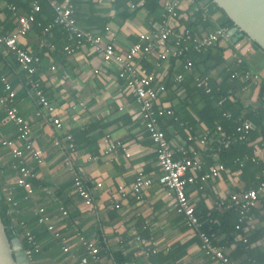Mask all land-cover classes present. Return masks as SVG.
I'll return each mask as SVG.
<instances>
[{
  "label": "crops",
  "instance_id": "0c3cea01",
  "mask_svg": "<svg viewBox=\"0 0 264 264\" xmlns=\"http://www.w3.org/2000/svg\"><path fill=\"white\" fill-rule=\"evenodd\" d=\"M80 1L82 4H79L78 7L75 4L74 8V17L79 28L89 31L78 20L81 16L85 19L93 17L99 20L105 19L107 22L103 30L94 29L92 32L101 34L107 41L112 42L120 54L127 51L133 44L138 43L142 32L153 34L158 32L163 25V22L159 24L154 18L147 21L145 9L140 10L131 21H119L115 7L116 0ZM21 2L26 5V9L17 7L18 14H30L35 1L21 0ZM164 2L163 0V4ZM9 3L11 2L8 0H0L2 9L0 22L1 26L12 30L16 27L15 15L7 16ZM186 4L192 5L193 0H179L177 7L182 10L179 20H187L192 14L186 10L188 9ZM50 8L51 11L45 13L46 21H49V17L51 18V13L54 14L52 5ZM219 17L220 14L215 13L212 20L216 22ZM49 23H46V26L43 23L44 27L42 26L40 31V25L37 24L27 37L22 38L20 44L33 56L40 59L39 63L35 65L34 77L42 81L45 94L58 109V115L63 118L64 129L62 130L55 128L50 117L45 114L40 117L36 116L40 106L28 84L30 91L23 92V88H25L23 81L26 79L27 73L17 65L13 54L0 47L6 56V61L0 60V71L16 88L18 92L16 104L21 115L30 122L34 144L42 150L43 155L40 164L34 159H26L23 162L25 166L32 167L36 174V177L30 180L34 186V193L29 197L27 192L16 184L21 164L10 155L7 148L0 145V177L4 179L3 189L6 187L13 189L15 197L18 196L15 198L18 203V209L15 212L11 213L10 205L7 203L11 217L17 216L16 220L25 222L26 218L29 219L33 216L38 219L35 210L38 207H44L55 225L68 235L72 248L71 255L65 254L62 251L61 243L54 239L43 225L38 221V224L34 225L26 222L41 247L37 263L76 264V261L86 255L83 245L72 236L69 221L61 222L58 208L62 205L70 213L71 219L80 221L82 235L87 241L95 244L100 255L101 243L106 244V247L111 251L107 256L101 255L103 264H119L112 255L114 252H122L125 257L128 256L129 259L124 264H216L203 252L198 237L185 226L184 217L173 210L166 191L155 181L159 175L156 146L149 138L144 125L137 118L139 105L122 89L124 81L119 79L118 66L115 63L103 61L96 53H93L89 45L78 48L70 35L72 42L70 41L69 44L75 50L71 54L64 50V53L60 54H65L66 57L64 60L61 59L60 54L56 52L57 47L50 43L49 39H51L52 33L50 36L43 34L52 22ZM173 24L178 25V21L173 20ZM222 44L225 45L226 42ZM224 56L227 63L234 62L232 51L227 50ZM247 57L252 68L264 76L263 53L252 49ZM156 60V53H152L148 59L139 60L138 64L144 67L149 65L151 72L163 75L165 80L170 71L175 72L177 69L171 67V59L161 67L154 66ZM6 62L16 70L9 71ZM52 67H55V70H52ZM96 69H99L98 74L95 73ZM250 89L248 88L242 97L246 101L250 100L251 104L255 106L258 103L259 90L257 87ZM1 94L2 84L0 83ZM165 97L166 93L160 99L161 105L173 107L174 104ZM0 121L2 123L0 136L5 134L14 138L16 127L13 123L4 120V113L1 109ZM197 127L198 136L207 130L202 123ZM171 132L173 134L170 136V143L173 146H183L186 138ZM76 134L80 135L77 140V156L68 149L66 141V136ZM106 134L127 144L132 157L126 158L122 151H117L110 156L105 155L102 137ZM56 142L59 144L56 145ZM206 148L205 145L200 151L203 169L206 165L203 159ZM255 155L264 161V148L256 150ZM217 158V154L214 153L213 159L217 160ZM67 160L70 162L68 166L66 165ZM217 165L219 164L216 163L208 169ZM141 170L145 175L154 177L152 186L143 192L144 203L138 205L131 193H128L125 200H120V187L129 188ZM223 174L220 178L210 179L206 182L198 180L194 185H189L187 194L191 204L196 208L201 206L210 212L225 211L218 206V203L229 197L230 194L244 189V184L239 180L238 175L228 176V172ZM229 174L231 173L229 172ZM75 176L82 178L89 189L93 197L91 207H86L76 193ZM98 183H101L102 186L98 187ZM116 203H120L119 209L114 208ZM262 206L264 207V191L259 195L255 207L262 209ZM261 213L264 214V211ZM211 220L213 224L216 223L215 220ZM248 225L250 229L262 227L258 217H253ZM15 226L17 225L15 224ZM214 234L215 241L223 245L226 253L229 256L234 255L238 247V244L235 243L237 241L241 243V239L236 237L235 243H228L226 238L229 234L224 232ZM137 235L158 242L160 246L167 245L171 249H161L158 253L161 254L162 259H154V262L151 256L145 257L143 250L136 245L134 240ZM20 240L23 244V239L20 238ZM175 244L180 245V252L184 254L176 261L170 262L171 260L166 257L172 252V246ZM250 249L253 250L252 256L260 259L262 253L264 254V239L252 244ZM236 260L243 264H253L251 263L252 257L247 254H243ZM238 261H234L235 264H238Z\"/></svg>",
  "mask_w": 264,
  "mask_h": 264
},
{
  "label": "built area",
  "instance_id": "2783aa9c",
  "mask_svg": "<svg viewBox=\"0 0 264 264\" xmlns=\"http://www.w3.org/2000/svg\"><path fill=\"white\" fill-rule=\"evenodd\" d=\"M76 1L78 0H63L61 3L51 1L54 10V18L52 23L44 30L43 34L50 36L51 29L59 25L75 40L78 48L89 45L93 53H96L103 61L112 62L118 66L119 79L124 81H122V89L124 93L133 96L136 103L139 105L137 118L144 125L149 138L156 146L159 175H157L155 181L166 191V196L173 210L184 217L185 226L198 237L203 252L216 264H235L226 253L224 247L218 245L215 241L212 220H209L210 226L208 231H205V223H202L196 216L195 206L191 204L188 198L187 187L189 185H194L198 178H200L202 182H206L210 179L220 178L223 173L228 172V176H235L239 175V172L229 174V171L221 164L210 168L206 172L203 171L200 151L207 143L208 131H204L200 137L196 138L189 135L183 146H173L170 141L166 139L164 132L159 128L158 118L164 115L172 116L174 110L171 107H164L160 103V99L163 94L166 93L165 78L163 75L151 72L148 68L138 64L139 60H146L150 54L156 53L157 60L154 66L161 67L164 63H167L171 57H181L188 51V47L181 45V43L185 41L190 42V37L187 36L189 34L188 30L181 26L177 33L174 31V29L178 27V25L173 24V20H179V15L176 12L179 0H164V21L159 31L153 34L142 32L139 37V42L133 44L123 54L118 53L115 45L107 41L101 34L79 28L74 17ZM139 5L143 6V2H140ZM7 7L12 10L15 15L16 27L12 30H8L0 26V47H3L8 53L13 54L17 65L27 73V84L30 86L32 94L38 100L40 106V110L36 112V116L40 117L42 114H45L50 117L51 123L55 128L62 130L64 129L63 118L58 115V109L45 94L42 81L34 77L36 73L35 65L39 63L40 59L33 56L20 44L22 38L27 37L32 31L36 22V14L40 12V5L38 1H35L31 13L25 15H19L17 8L13 5L8 4ZM131 8L134 9L135 6L132 5ZM196 10H198V8H196ZM229 31L223 28H217L204 34L200 39H194L191 45L196 52H201L217 42L227 43L230 38L233 40ZM171 36H175V41L174 44L169 45L168 42ZM234 42H236L234 48L238 53L244 55L252 51V47L248 42L241 41L237 43V40ZM64 50L68 54H71L75 49H73L71 45H67ZM234 56L237 58V54H234ZM237 62L241 63L242 59L239 57ZM191 67V61L187 60L184 64V68L190 70ZM52 70H55V67H52ZM95 73L98 74L99 69H96ZM246 77L248 79L252 78L256 84L262 79V75L259 76L251 71H249ZM232 78H234V76H232ZM182 80V75L179 74L176 76L175 81L178 84L181 83ZM204 80L206 81L207 79ZM0 83L2 84L0 109L3 110L4 120L13 123L16 127L14 138H10L5 134L0 136V145L7 148L10 155L21 164L16 184L23 188L30 197V195L34 193V186L30 180L35 178L36 174L32 167L25 166L23 162L26 159H34L40 164L43 157L42 150L35 146L32 138L31 124L21 115L20 109L16 104L18 95L16 88L13 87L8 78L4 76L1 71ZM203 83L201 79H197L198 86L203 85ZM155 107H157L158 110H155ZM1 125L2 123L0 121V126ZM251 128L252 124L250 122H245L239 126L237 132L240 133V135L235 139L239 141L245 140ZM218 130L221 131V127H219ZM233 140L224 141L223 139L222 142H224L226 147H229ZM66 141L68 143V149L72 154L77 156L78 149L73 136H66ZM102 143L104 146L103 153L105 155L110 156L117 151H122L126 158L129 159L132 157V153L128 149L127 144L115 140L110 134H106L103 137ZM55 144L58 145L59 142ZM66 165H70L68 160L66 161ZM153 183V176L145 175L142 170L139 171L135 182L129 188L120 187V200H125L128 193H131L134 195L138 205L143 204V192L149 189ZM97 186L101 187L102 184L98 183ZM74 187L84 205L86 207H91L93 205V197L83 179L75 176ZM263 191L264 182L261 183L258 188H251L247 191L241 189L240 191L230 194L229 197L222 199L218 203V206L224 210H237L241 215V220H243L249 210L256 205L259 195ZM3 192L5 193L6 202L10 205L11 213L15 212L18 209V203L15 200L13 189L6 187L3 189ZM114 208L119 209L120 203H116ZM58 210L61 222L69 221L72 236H74L86 250V255L76 261V264H103L99 249L93 242L87 241L82 235L80 221L78 219H71L70 213L64 206L61 205ZM35 213L38 217V223L43 225L51 236L61 243L62 251L67 255H71L72 248L69 242L70 238L55 225L46 209L44 207H38ZM16 217L17 216L13 217V222L22 228L23 243L28 245V247H24V255L30 264H38L37 256L41 253L40 244L36 242L35 236L31 233L29 227L22 221L18 222ZM248 220L251 221V218H248ZM237 229H239V226H237ZM134 241L136 245L143 250L145 257H150L161 249H169L167 245L160 246V243L150 241L140 235H137Z\"/></svg>",
  "mask_w": 264,
  "mask_h": 264
},
{
  "label": "trees",
  "instance_id": "16d2710c",
  "mask_svg": "<svg viewBox=\"0 0 264 264\" xmlns=\"http://www.w3.org/2000/svg\"><path fill=\"white\" fill-rule=\"evenodd\" d=\"M34 1H38L40 5V12L37 13L36 22L34 24V27L37 26V24L40 25V31L43 23L45 25L53 21L54 14L52 15L51 13L49 21H46L47 17L45 16L47 11H51V1L61 3L63 0H33V2ZM141 1L143 2V6L139 5ZM8 2H11L9 4L16 8L24 7L26 9V5H23L21 0H8ZM75 4L76 7H78L82 2L78 0ZM132 5L135 6L134 9L131 8ZM185 6L188 8L186 10L192 12V14L187 20H177L178 27H176L174 31L177 33L181 25H184L189 32L187 36L190 37V42L185 41L181 43L182 46L188 47V51H186L184 55L178 58L171 57V67L177 69L175 72H169L168 78L166 80L164 79V83L166 85L165 98L174 104L173 107H171L174 110V114L172 116L164 115L159 117V128L164 132L167 140H169L171 134H173L171 131L187 139L189 135L194 138L200 137L198 136L197 126L201 123L204 124L207 128L206 131H208V140L206 143L207 150L203 157L204 163L206 164L203 171L206 172L209 167L216 163L221 164L230 173L239 172V180L244 184L245 191L251 188H258L259 185L264 182V161L255 155L256 150L264 148V76L259 71L253 69L248 63L247 55L249 53L242 55L235 50L234 46L236 42L231 38L225 45L217 42L201 52H196L191 45L194 39H200L204 34L217 28H223L229 31L234 28L235 25L213 0H193L192 5L186 4ZM115 7L118 12L117 18H119V21H131L142 9H145L147 12V21L152 18L159 24L164 21L162 20L164 19L163 0H116ZM196 8H198V10H196ZM8 11L9 14L7 16L11 17L14 13L9 8ZM1 12L2 9L0 8V13ZM176 12L178 15L181 14V8L176 7ZM215 13L220 14L216 22L212 20V16ZM78 20L82 22V24L86 26L85 29L89 31L94 29L103 30L107 22L102 18L101 20L95 17L85 19L83 16ZM1 25L2 23L0 22V26ZM51 33L52 37L49 39L50 43L57 47L56 52L59 54L64 51V47L67 44L71 45L69 44L70 41L72 42L69 33L62 27L55 26ZM174 41L175 36H171L168 44H174ZM241 41L248 42L253 50L260 51L264 55V51L261 47L257 43L251 41L246 34L243 33L242 36L237 37V43ZM227 50L232 51L233 55L237 54V58L233 56V63H227L226 61L224 55ZM64 55L60 54V58L63 60L66 57ZM239 57L242 59L241 63L237 62ZM0 60L6 61L5 53L1 50ZM187 60H190L192 63L190 70L184 68V64ZM6 64L8 65L7 62ZM148 66L146 68L149 69ZM10 70H16V68L9 66V71ZM249 71L259 76L262 75V79L258 84L254 83L252 78L248 79L246 77ZM177 74L183 76V80L179 84L175 81ZM232 76H234V78H232ZM197 79H201V81L204 82L203 85L198 86ZM204 79L207 80L205 81ZM23 85L25 86V88H23L24 93L30 91L27 85V77L23 81ZM254 87H257L259 90L258 103L255 106L251 104L250 100L246 101V99L242 97L248 88L252 90ZM131 97L134 102H136L134 97ZM154 109L158 110L157 107ZM245 122H250L252 128L245 140H236L235 138L240 135L237 129ZM219 127H221V131L218 130ZM79 137L80 135L77 134L73 136L76 146ZM223 139L224 141L234 140L229 147H226L224 142H222ZM214 153L218 156L217 160L213 159ZM225 174L226 173L223 175ZM198 180L201 182L200 178H198L197 181ZM3 183L4 179L0 177V214L2 221L6 227L9 239H20L22 238V228L18 224L15 226L13 222V217H11L9 206L5 200ZM15 198H18V196ZM188 198L190 199L189 195ZM262 211H264L263 206L262 209H258L254 206L249 210L243 220H241V215L235 209L225 211L215 210L210 212L201 206L195 207V214L202 223H205V230L210 226L209 220L213 219L216 222L212 225L214 233L224 232L229 234L228 238H226L228 243H235L236 237L241 239V243H238V241L235 243L238 244V247L234 255L230 256L231 259L238 261L236 260L237 258H241L243 254H247L252 257L251 263L253 264H264V254L262 253V257L257 259L255 256H252L253 250L251 251L250 249L252 244L264 239V214L261 213ZM207 214H209V216H207ZM253 217L259 218L262 227L250 229L248 225L250 221L248 218L252 219ZM37 221L38 219L34 216L29 219L26 218V222L32 225L36 224ZM22 222L26 224L24 220ZM237 226H239V229H237ZM217 244L223 247L220 243ZM23 245L25 248L28 247L27 244L23 243ZM101 246V255L107 256L108 253H111L108 247H106V244L101 243ZM179 247L180 245L177 244L172 246V252L166 257L171 260L170 262H174L183 256L184 253L180 252L181 248ZM38 255H40V253ZM112 255L119 264H124L129 259L128 256L125 257L122 252H114ZM151 258L157 260L161 258V254L157 252L151 255ZM238 264L243 263L239 262Z\"/></svg>",
  "mask_w": 264,
  "mask_h": 264
},
{
  "label": "water",
  "instance_id": "95a60500",
  "mask_svg": "<svg viewBox=\"0 0 264 264\" xmlns=\"http://www.w3.org/2000/svg\"><path fill=\"white\" fill-rule=\"evenodd\" d=\"M234 23L233 40L246 34L264 51V0H213ZM0 264H30L19 238L10 240L0 214Z\"/></svg>",
  "mask_w": 264,
  "mask_h": 264
}]
</instances>
